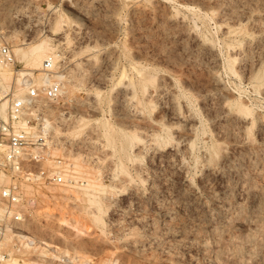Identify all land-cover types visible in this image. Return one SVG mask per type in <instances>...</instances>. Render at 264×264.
<instances>
[{"label": "rangeland", "instance_id": "obj_1", "mask_svg": "<svg viewBox=\"0 0 264 264\" xmlns=\"http://www.w3.org/2000/svg\"><path fill=\"white\" fill-rule=\"evenodd\" d=\"M43 40L68 83L26 110L30 131L43 119L65 131L46 132L42 164L60 157L84 184L70 200L42 194L27 215L45 230L21 238L35 256L9 258L47 264L38 246L57 244L78 264H264V0H0L13 81L29 69L13 45ZM101 120L116 130L102 134Z\"/></svg>", "mask_w": 264, "mask_h": 264}, {"label": "built area", "instance_id": "obj_2", "mask_svg": "<svg viewBox=\"0 0 264 264\" xmlns=\"http://www.w3.org/2000/svg\"><path fill=\"white\" fill-rule=\"evenodd\" d=\"M0 63H6L14 68L15 61L6 44H0ZM41 68L42 71H48L49 65L44 63ZM23 86L22 96L14 94L16 89L13 85L6 91H0V101L6 99L7 112L5 117L0 116V173L6 178L0 183V264H7L10 255L23 249L21 242L29 239L21 240L22 235L36 238V232L45 230L40 227L44 223L43 217L30 220L27 215L28 209L37 207L42 194L70 200L73 196L70 190L78 192L84 184L83 177L69 173L60 157H53L47 165L42 164L46 143L44 137L39 136L38 130L30 131L38 121L33 109L32 113L24 118L27 130L16 125L23 115V110H30L38 99H56L59 95V84L50 81L36 85L27 79ZM59 186L61 188H58ZM55 187L58 189H54ZM67 203L73 204L70 201ZM66 219L72 222L71 218ZM60 225L61 229L76 231L66 223ZM75 225L81 230L78 232L80 236H84L85 228L82 222L75 220ZM9 248L16 250L9 251ZM57 248L66 252L57 251ZM57 248L53 252L54 256H44L43 262L78 264L71 259L74 247L57 245ZM36 252L37 250L32 251L28 247L20 253L23 256L30 253L28 255L30 257L35 256Z\"/></svg>", "mask_w": 264, "mask_h": 264}, {"label": "bare ground", "instance_id": "obj_3", "mask_svg": "<svg viewBox=\"0 0 264 264\" xmlns=\"http://www.w3.org/2000/svg\"><path fill=\"white\" fill-rule=\"evenodd\" d=\"M59 19H61V18L59 17ZM59 21L60 20H57L56 23L59 24ZM12 50L14 51V55L18 58V60L20 62H23V63H25V65H28L29 69L32 68V70L33 69L39 70V74H38L37 77L33 78L31 70H29V69H21V68L20 69H15V70H13V74H16V79H15V81H13L11 79V76H10V72H9L10 69H8V64L0 63V88L5 87L7 85V82L11 79L13 82L11 81L12 83L10 82V85H12V84L15 85V87L17 89L14 94L17 95V96H22V95H24L23 94V91H24L23 83L25 82V80L30 79L32 81H35L37 83V85L44 84V83L50 82V81L57 82L58 84H60L59 86L62 87L61 92L62 93L64 92L63 86L65 85V83H68V81L63 80L64 76L60 72L56 71L55 65H56V59L58 57V54L56 52H54L49 47V45L46 43V41L43 40V41H41V42H39V43H37L35 45H31L30 47H20V46L14 44ZM10 52H11V50H10ZM44 63L49 65L48 70L50 69V66H52V70L50 72H48V71L43 72L41 70L42 69L41 66ZM230 65H232L231 59H230L229 64H228L229 69L231 71L232 68H231ZM256 76H258V74ZM258 79H259L258 80L259 83L256 84L257 86H259V84L264 83V79L262 78L261 75L258 76ZM145 83H146V81H142L140 84L143 85ZM59 93H60V87H59ZM5 103H6V99H1V101H0V114H1L0 116L1 117H5L6 114H7V112H6V104ZM238 110L240 112L244 113V114L245 113L246 114L250 113V109L248 107H246V106L238 105ZM27 111L23 110V112H22L23 115L16 122L17 126L22 127L25 130H27V128H28L26 123H25V121H24L25 116L29 114V113H27ZM74 119L75 120H73V121H74L75 124H74L73 127L76 126L75 129H79V128L83 127V125L86 122L82 116H79V117L74 118ZM43 120H44L43 124H42L43 128L41 129L42 133H38V134H39L40 137H44L43 139L45 140L46 145L49 146V143L47 142V139H46L47 137L45 136V134H46V132L48 130H50L51 128H54L55 126L52 127L51 126L52 123H50L47 119H43ZM99 123H100V129L102 131V134H104V135H107L109 132L111 134V131L116 130L114 127L111 126V124L106 123L105 120H101V122H99ZM70 128H72V125H71ZM54 131L56 133H60L62 135H65V131H61V130L57 129L56 127L54 128ZM75 133H77V132H74L73 135H75ZM120 135H121L122 138H125V139H130V138L133 137V135L131 133L127 132V131H120ZM3 180H4L3 179V175H0V182L3 181ZM89 185H90V187L88 189L89 193H87L88 190L86 189V187L84 189V191L86 190L84 193H85V196L87 195L86 199L87 198L89 199V200L87 199L88 203H91L90 205H92V203H93V204H95L94 205L95 207L97 206L96 210H98V212H97L98 214L96 213V214L93 215L94 216V218H93L94 222H95V224L99 225L100 227H104V216L103 215H104L105 212H104V210H101V208H100V207H102L100 205H103V204H101L102 203L100 201L101 199L99 200V199L93 198V197L96 196V194L94 193V191L96 189V187H95L96 185L93 184V183L92 184L89 183ZM81 186H83V184ZM106 207H108V206H106ZM106 207L104 205L103 208L106 209ZM68 222H71V221H68ZM71 223H74V222L72 221ZM21 238H22V236H21ZM33 241H35V240H33ZM33 241H32V238H31V241L29 239L28 242H33ZM32 244H35V243H32ZM56 247H57V245H56ZM47 248L48 247L38 246L39 253H41V255L43 257L48 255V254H50V257H53L54 256L53 252H54L55 248H52L53 250H51L50 253L48 252L50 250H48ZM36 249H37V247H36ZM62 250H64V249H62ZM57 251H59L58 248H57ZM73 251H74L73 255L75 254V252H76V254H78V250L77 249H73ZM62 253H64V251H62ZM72 256H71V259H72ZM32 263L33 264H44V263H41V262H38V261H33ZM7 264H21V263H19L15 258H9L8 261H7ZM112 264H114V263L112 262Z\"/></svg>", "mask_w": 264, "mask_h": 264}]
</instances>
